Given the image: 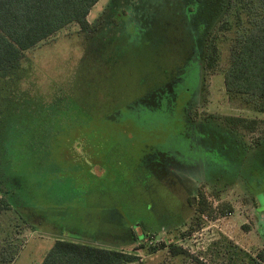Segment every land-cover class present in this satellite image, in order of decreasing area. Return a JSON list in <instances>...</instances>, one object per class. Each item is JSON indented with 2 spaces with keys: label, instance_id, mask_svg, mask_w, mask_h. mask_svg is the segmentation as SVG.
<instances>
[{
  "label": "rangeland",
  "instance_id": "1",
  "mask_svg": "<svg viewBox=\"0 0 264 264\" xmlns=\"http://www.w3.org/2000/svg\"><path fill=\"white\" fill-rule=\"evenodd\" d=\"M119 1L121 6L100 0L88 16L95 25L106 14L118 15L119 25L103 23L97 31L86 32L72 23L26 51L17 87L19 94L28 91L35 103L23 113L17 132L47 129V153L60 163H83L84 148L91 143L94 153L87 162L102 175L93 178L90 204L80 196L75 212L64 213L62 231L35 214L26 219L18 212L0 214V231L5 229L0 240L7 235L18 246L11 264H41L56 239L80 237L137 255L132 264H235V246L255 256L264 249V209L257 199L264 192V142L256 147L264 126L248 131L224 120L264 117L226 90L236 6L227 26H216L218 59L212 68L204 61L200 85L196 58L203 44L197 39L212 16L209 8L194 16L186 13L184 0H155L153 5ZM188 87L196 93L192 98L185 96ZM59 94L61 101H56ZM75 96L86 113L66 111V102ZM18 97L15 101L26 98ZM189 101L193 106L188 118ZM67 116L74 120L67 124ZM103 127L119 143L104 148ZM230 131L248 146L244 158ZM14 140L17 145V136ZM69 152L73 158H66ZM139 157L149 164L146 172L138 173L145 180L140 186L129 170ZM57 170L61 177L81 178L80 172L61 166ZM191 197L197 198L196 204L190 203ZM259 198L264 204V193ZM203 200L213 213H199ZM128 224L130 234L144 232V238L121 240L126 233L121 225ZM173 245L188 254L174 255Z\"/></svg>",
  "mask_w": 264,
  "mask_h": 264
},
{
  "label": "trees",
  "instance_id": "2",
  "mask_svg": "<svg viewBox=\"0 0 264 264\" xmlns=\"http://www.w3.org/2000/svg\"><path fill=\"white\" fill-rule=\"evenodd\" d=\"M99 1L0 0V214L6 212L17 214L18 212L20 219H26L28 215L35 214L37 217H45L51 221L54 228L58 227L62 231L64 226L61 221L64 219V213L75 212L76 199L82 196V199H86V203L90 204L91 193L94 190L93 178H100L102 175L95 174V169L89 161L87 162V157L94 153L89 148L92 144L88 143L84 148L83 157L86 159L83 163L73 162V164L69 161L70 159L63 163L53 160V156L50 157L47 153L48 138L47 134H44L47 129L43 128L42 132H36L32 128L27 131L17 132L16 130L22 123L23 113L26 110L31 111L35 103L33 99H28V91H20L19 94L17 86L20 84L19 72L26 65V51L59 30L72 23H77L81 30L86 32L97 31L103 23L104 26L119 25L121 20L118 17L107 14L95 25L89 21L90 12ZM115 1L117 4L120 2ZM139 1L143 2V0ZM149 1L153 5L155 0H144L147 3ZM184 1L187 14L194 15L201 12L203 8H209V14L212 15L204 26V33L197 39L199 43L201 38L203 44V50L196 58L200 79H202L201 71L204 61L207 60V66L212 68L218 59L219 51L214 41L217 34L216 26L225 28L228 16L236 6L234 19L237 24L230 44L229 65L224 72L226 90L231 97L244 106L264 115V0ZM128 14L127 19L132 22L130 19L132 13ZM12 86L17 89L13 91ZM17 95L26 98L15 101ZM55 97L56 101H61L60 94ZM78 101L76 96L74 99L65 101L66 111L73 113L77 110L86 113L87 109L83 107L82 102ZM186 106L187 113L192 110L193 104L189 101ZM17 111L22 113L16 116ZM68 120L74 119L65 117L64 121L67 124ZM224 120L229 126L241 127L248 131H255L260 125L264 126V117L225 116ZM130 124L133 127L137 126L133 122ZM102 130L100 135L103 138L100 142L105 143L104 148L113 145L115 141L119 143V138L111 135L109 129L103 127ZM230 133L235 136L236 144L240 145L244 151V158L249 152L248 146L236 133L233 131ZM117 135L120 136V134ZM16 136L17 145L14 140ZM67 140H71L70 133L67 134ZM263 142L264 136L258 138L256 147L262 146ZM27 158L31 159L30 162ZM66 158H73L71 152L66 154ZM143 158L139 157L136 161L138 163L129 169L136 175L139 186L143 185L145 180L138 173L146 172L149 167V164L147 166L142 163ZM243 161L242 159L241 163ZM58 166L71 172H80L81 178L77 180L72 176L61 177L62 173L57 170ZM126 181L124 179L122 183ZM197 207L200 214L214 212L206 200L199 202ZM51 208L54 209L52 212L49 211ZM56 208L61 211L55 212ZM49 217H52V220ZM121 226L126 229L121 240L134 238L138 240L145 236L143 232L138 237H134L130 234L129 224ZM0 232L3 235L5 229L2 228ZM79 240L81 241L56 239L41 264H132L138 260V256L133 253L90 243L86 237H80ZM17 249L18 246L10 236L1 237L0 264L13 263L18 253ZM172 250L174 255L185 257L188 254V251L179 245H173ZM227 252L230 251L227 250ZM232 253L231 259H235V264H264V249L257 251L253 256L243 248L235 246Z\"/></svg>",
  "mask_w": 264,
  "mask_h": 264
},
{
  "label": "flooded vegetation",
  "instance_id": "3",
  "mask_svg": "<svg viewBox=\"0 0 264 264\" xmlns=\"http://www.w3.org/2000/svg\"><path fill=\"white\" fill-rule=\"evenodd\" d=\"M117 17H118V15H117ZM201 79L199 80V83H200V85H201ZM186 92L188 93V94H185V96H187L188 98L189 97H194L195 95H196V93H193V91H192V88L191 87H188V88H186ZM190 112H187V115H185V116H188V118L190 117ZM203 123H201V125H202ZM192 126H194V125H192ZM177 169H179V166L177 165V167H176V169H173V173L174 172H177L176 170ZM175 177H178V176H175ZM193 179H194V181H195V178L193 177ZM262 193H264V192H262ZM262 193H259V194H262ZM259 194H258V196H257V199H258V202H259V206L261 207V208H263L264 209V204H262V201L260 200V198H259ZM194 198H196V197H191L190 198V203L192 204V205H194V204H196V202H197V198H196V202L195 203H193V199ZM264 199V198H263ZM199 203V202H198Z\"/></svg>",
  "mask_w": 264,
  "mask_h": 264
},
{
  "label": "water",
  "instance_id": "4",
  "mask_svg": "<svg viewBox=\"0 0 264 264\" xmlns=\"http://www.w3.org/2000/svg\"><path fill=\"white\" fill-rule=\"evenodd\" d=\"M195 202H196V198L193 199V203H195Z\"/></svg>",
  "mask_w": 264,
  "mask_h": 264
}]
</instances>
